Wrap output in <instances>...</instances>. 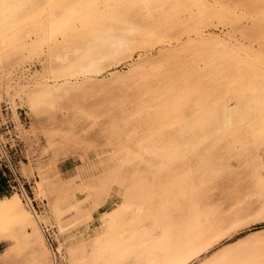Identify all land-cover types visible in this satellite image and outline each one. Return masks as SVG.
<instances>
[{"label": "bare ground", "instance_id": "1", "mask_svg": "<svg viewBox=\"0 0 264 264\" xmlns=\"http://www.w3.org/2000/svg\"><path fill=\"white\" fill-rule=\"evenodd\" d=\"M225 5L228 6V4H225ZM227 6H224V2L222 3L219 0H216L214 5H212V3L210 5L209 1H207V0H0V58L1 57L3 58V56L9 52V50H11V51L22 50V49L26 48L27 45L29 46V44L32 46V49H34V50L36 49V51H38V52L39 51H43V52L46 51L47 52V54H48L47 56H48L49 61H50V63H49V61H48V63L55 65V71L56 72L55 73L51 72L52 73L51 83H48L46 85L43 84V86H41V87L37 86V88L35 89V91H33V93H31V94L29 93L28 99H27L31 109H33V110L46 109V111H47L48 109L52 110L54 108V106H53L54 101H56V100L62 101L63 98H64L63 101H65L66 98L70 99V97L77 94L78 91H80V92L86 91V86L87 85L89 86L90 83L92 84L93 78H95V77L99 78V76L102 75L103 70H104L103 66L105 63L115 62L118 59L120 60L121 57H123V56H125V59L132 60L133 55L135 53V50L138 51L142 48L143 49L144 48L145 49L150 48V50L160 48V50H161L160 52H163L162 57L165 58V59L163 58V61L166 60L167 62H168V60H171L170 62H173L172 61L173 59L175 60L178 57L181 58L182 55L188 56L189 59L193 58V57H190V55H189L190 53L195 54V55H199L201 53L206 54V58L204 56H202V59H203V57L205 59L208 58V61L205 64H203V65H205V67L203 66L204 69H202V70H205V68H208V69H206V71L207 70L209 71V68H211V70H212V67H213V69L215 70L214 72L216 73V76H215L211 72L212 76H213L212 77V80L214 83L213 86L216 90L219 91V96L217 95L218 96L217 100L213 99L215 101L214 105H213V101H211L212 102L211 104L213 105V106L211 105V108L207 107L204 110L203 106H202V108L200 107L202 109L201 110L202 114L200 116H199V114H197V116L195 114L196 118L200 117L199 119L193 118L192 117L193 115H191L192 118H190V116H189L190 114L188 116L185 115V114H187L188 111L185 112L184 116H181L180 114L183 110L181 109L182 111H180L179 108L181 106H184L185 104L189 105V103L187 104V101H190V100H186L187 97H185V99H181V95L183 93V90H180V88L178 89V87L176 88L175 86H170V85L167 86V84H166L167 82H165L166 79L164 81L161 78L160 80H163L164 83L166 84V86H164L165 84L163 83V81L159 82V84L156 83L157 85H155L154 89H151V90L149 89L150 91L144 92V94L145 93L149 94V95L145 94L146 96H144V97H147V95L149 97V98H147V100H145V102H144V100L143 101L141 100L143 98H140V100L143 102V104H141L142 107L141 106H139V107L142 108L141 110L147 112L149 119L147 118L148 123H147V126L145 125L146 128L143 127L145 129V131L142 132V130L139 129L140 132H142V135H140L136 139V141H135L136 144H138V146L141 149L148 148V146H149V148H152L150 146L152 144L150 143V145L149 144L147 145V143L153 142V140L155 138L160 139V136L162 138L163 135H167L165 133H167L169 131H174V129L181 127L184 122H185L184 124H187L186 123L187 119H188V121L191 119H195L197 123H201V122L205 123L206 122V124L207 123L211 124V122L212 123L214 122L216 124V126L215 125L214 126L217 128H215L214 126L213 127L215 129H219L216 131L219 132L220 130H222V131H220V134L222 132H224L227 135L232 134L233 137L235 136L233 138L231 135L230 136L228 135V137H232L233 140L231 139V141H234L233 145L235 143V148H237V150H239L241 153L247 152L250 150L252 151L254 149H256V151H257V149L259 150V148L264 147V34L261 35V37H260L262 45L261 44L259 45V43H260L259 40H258L259 43H257L259 47L262 46L261 50H255L252 47V46H254V48H255V45H252L251 48H249V46H247V45L245 46V44L243 45L238 39H235L236 37L235 38L233 36L228 37V36H226V34H225V36H223V35H218L216 33L214 34L211 32L205 33L204 28L211 27L212 25L219 24L220 26L221 25L226 26V27L229 26L233 30L234 27L237 26V24L243 23L242 22L243 19H244L243 21H247L248 19L246 17H248V16L254 21V23H256L260 17V16L259 17L256 16L258 18L257 19L255 16H252V14L247 15L245 13L246 11L243 12L242 10H240V8L243 7L242 5L239 6L240 8L239 7H237V8L236 7H227ZM236 6H238V5H236ZM243 10H246V9L243 8ZM262 14H264V12ZM253 15H255V14H253ZM245 18L247 20H245ZM261 18L262 17H260V19ZM260 22H264V19L262 21L260 20ZM260 22L258 21V24ZM254 23H252V24L255 25ZM260 25H261V23H260ZM259 28L260 27L258 25V29H256V33H255V29H254V31H252V34L249 33V31H248L249 35L251 34V37H252V35H254V33L257 35V32H258L257 30H259ZM236 29H237V27H236ZM178 30L180 32H182L184 34V36L185 35L187 36V38H186L187 40L185 42H183L181 40L182 37L180 38V37L175 36V32ZM232 30H231V32H232ZM251 30H253V28L250 29V31ZM238 31H239V34H241L240 33L241 31L239 29H238ZM238 31H237V34H238ZM243 31H242V33H243ZM246 33H247V31H246ZM246 33H243V34H246ZM229 34H231L230 31H229ZM242 36H244V35H242ZM239 37L241 38V36H239ZM245 37L247 38V36H245ZM243 38L240 40H243ZM180 41H182V42H180ZM245 41H246V39H245ZM258 41L256 40V42H258ZM250 42H251V40H250ZM252 43L254 44L255 42L253 41ZM174 45H176V46H174ZM29 49H31V47ZM29 49H27V50H29ZM25 53H26V50H25ZM35 53L37 54V52H35ZM36 54H34L35 57H36ZM41 55L42 54H40V56ZM45 55H46V53H45ZM8 56H7V58H8ZM40 56H39V58H40ZM126 56H127V58H126ZM144 56H146V55H144ZM199 56H196V57H199ZM9 57H11V56H9ZM30 57H32V56H30ZM160 59H161V56H160ZM181 59L183 60V57ZM185 59H184V61L187 60V59L186 60ZM196 59H198V58H196ZM196 59L193 58L192 62L195 61ZM142 60H143V58H142ZM149 60L148 61L144 60L141 62L142 64L140 63L138 65H137V63H135L137 66L135 64H133L132 69H134L135 73L137 71L138 72L140 71V73H138L139 77L142 73L141 71H147L146 68L152 64V62H151L152 60L150 61L151 64L149 63ZM198 60H199L198 62L201 61L200 59H198ZM166 61H164L165 63L164 62L162 63V60H161V63L165 65L167 63ZM202 61H206V60L203 59ZM157 62L159 65L160 60H158ZM154 63H155V60H154L153 64ZM40 64H42V63H40ZM187 64H185V62H184L182 68L185 67L184 65L188 66ZM158 65L155 68L159 69ZM195 65L196 64H193V66H192L193 69H195V67L199 68V66L202 65V63H200L199 66L197 65L198 67ZM154 66H156V65H154ZM159 66H161V65H159ZM49 67H50V65H49ZM46 68H47V66H46ZM182 68H179V69H182ZM183 69H185V68H183ZM160 70H162V69L160 68ZM186 70H188V69H186ZM198 70H197L198 72L197 71H192V72L204 73V72L200 71V69H198ZM129 71H130V69H129ZM153 71L151 68L150 74H153L152 73ZM181 71H185V70H180V72ZM130 72H132V71H130ZM148 72H150V70ZM148 72H146V75L148 74ZM190 72H186V73H187V75H190V77H191L192 74ZM186 73H184V74H186ZM188 73H190V74H188ZM144 74H145V72H144ZM159 74L160 73H158V75ZM179 74H183V72L179 73ZM205 74H202V76L200 75L201 78L200 77L199 78L202 79L203 75H205ZM49 75L50 74H48V76ZM136 75H137V73H136ZM136 75L134 78H136ZM158 75H156V77H158V79H159ZM198 75L196 74V76H198ZM208 75H210V74H208ZM112 76L115 77L116 75L112 74L111 77ZM133 76L134 75L132 74L131 77H133ZM151 76L152 75H150V77ZM180 76H183V75H180ZM184 76L187 78L186 75H184ZM119 77L121 79V76H119ZM137 77H138V75H137ZM144 77L147 78L145 75H144ZM156 77H153V78L156 79ZM185 77H181V79L182 78L184 79ZM153 78H150V79H153ZM175 78H176V76H175ZM204 78H205V76H204ZM213 78H216V79H213ZM95 79H97V78H95ZM150 79H147L146 81L148 82V80H150ZM196 79H198V77H196ZM208 79H211V78H208ZM168 80H170V79L168 78ZM175 80H177V78L174 79V82H175ZM179 80H180V78H179ZM187 80H188L187 82L189 83V78H187ZM192 80H193V78L190 80V82ZM143 81H144V79H143ZM170 81H169V83H171V84L174 83V82H170ZM195 81L196 80H193L192 83H195ZM206 81H208V80H206ZM161 83L164 84L163 85L164 87L160 86V88L159 87L157 88V86H159ZM196 83H198V82H196ZM203 83H204V80L202 79L201 84H203ZM91 84H90V86H92ZM198 84H196L195 88L197 87ZM191 85H193V84H191ZM148 86H147V88H148ZM180 86H181V84H180ZM202 86H200V87L202 88ZM210 86H211V84H210ZM151 87H153V86H151ZM204 87H206V85ZM20 88H22V87H20ZM145 88H146V86H145ZM202 89L204 90V88H202ZM32 90L33 89H31L30 92H32ZM146 90L147 89H145V91ZM206 90H208V89H206ZM212 90L213 89L208 90V93H210V95L212 94L211 93ZM199 91H201V90H199ZM27 92H29V90ZM187 92H188V90H187ZM205 92H207V91H205ZM21 93H23V91H21ZM83 93H85V92H83ZM208 93H207V95H208ZM214 93H216V92H214ZM189 94H190V92H189ZM200 94H202V93H200ZM7 95H9V94H7ZM188 95H186V96H188ZM193 95H195V94H193ZM196 95H197V93H196ZM203 96H204V99H206L205 98L206 96L205 95H203ZM182 97H184V96H182ZM207 97L209 98L210 96H207ZM199 98L200 97H198V100H199ZM211 98H214V97H211ZM27 100H25V102ZM206 100H204L205 103H206ZM208 101H209V99H208ZM196 102H199V101H196ZM196 102H195L196 106H199V104L201 103L200 102L198 104ZM209 102H208V104L210 105ZM57 103H58V101H57ZM57 103H55V104H57ZM191 103H192V100H191ZM208 104L206 103L205 107ZM78 106H77V108L80 109L81 107L79 108ZM196 106L193 105V108H195ZM185 108H187V107H185ZM189 108H191V107H189ZM189 108H187V109H189ZM193 108H192V110L191 109L190 110L193 111L196 109V108L195 109H193ZM57 109H58V107H57ZM59 109H60V107H59ZM72 109L75 110L76 107L75 108L72 107ZM84 109H85L84 107L81 108L82 111ZM187 109H185V110H187ZM55 110H56V108L54 109L53 114H54ZM190 110H189V112H190ZM29 111H30V109H29ZM195 111H193V112H195ZM69 112H70V109H69ZM89 112H91V110ZM131 112H133V111H131ZM92 113H93V110H92ZM143 113H145V112H143ZM50 114H52V112H50ZM86 114H85V116L89 115V114L88 115H86ZM93 114L95 115V113H93ZM82 115H83V112H82ZM85 116H83V117H85ZM90 116H91V114H90ZM54 117H52L51 119H53ZM48 119H50V118H48ZM86 119H87V117H86ZM90 119L93 120L94 118L92 117ZM125 119H127V118H125ZM125 119L123 121H125ZM88 120H89V117H88ZM115 120H117V119H115ZM112 121H113V119H112ZM113 122H112V124H113ZM128 122H129V119H128ZM189 122H192V121H189ZM193 122H195V121H193ZM55 123L58 124L57 122H55ZM61 123L59 125H61ZM195 123H192L193 127H195ZM202 123H201V125H202ZM51 124H53V123H51ZM110 124H111V122H110ZM117 125L118 124H116V128H117ZM120 125H122V124L120 123ZM123 125H124V123H123ZM125 125H129V124L125 123ZM18 126H16V127H18ZM139 126H141V125H138V127ZM185 126H187L186 127L187 130H190L192 128L189 125H185ZM196 126H198V125L196 124ZM199 126H200V124H199ZM72 127H74V126H72ZM183 127H184V125H183ZM183 127H181V128H183ZM201 127H203V126H201ZM205 127H207V126H205ZM19 128H20V126H19ZM119 128H120V126H119ZM122 128L124 129V127H121L120 129H122ZM195 128L198 129L197 127H195ZM195 128H192V129L195 130ZM208 128H209V126H208ZM214 128H213V130L215 131ZM126 130H127V128H126ZM178 130H180V129H178ZM181 130L179 131L180 133L184 129L182 131ZM205 130L206 129L204 128V131ZM52 131H54V130L52 129ZM56 131H58V129ZM201 131H203V130H201ZM204 131H203V133H204ZM120 132L122 133V131H120ZM209 132H211V131H209ZM62 133H60L61 136H62ZM66 133H68V131ZM71 133L72 132H70V134ZM180 133H178V135ZM185 133L187 134L186 131H185ZM189 133L192 134V131ZM193 133H195V132H193ZM197 133H199V132H197ZM203 133H201V135H203ZM206 134H209L208 130H207ZM59 135H56V136L58 137ZM63 135H65V134H63ZM110 135H113V134H110ZM192 135H190V136H192ZM204 135H203V137H204ZM210 135L211 134H209V136ZM61 136H59V140L62 139ZM194 136L195 135H193L192 137H194ZM222 136H224V135H222ZM52 137H53V135H52ZM73 137L70 139V141H72ZM130 137H131V135H130ZM133 137H134V134H133ZM225 137L227 140V136H225ZM69 138H70V136H69ZM116 138L117 137H115V139ZM165 138H166V136H165ZM165 138H164V140H165ZM169 138H170V136H169ZM169 138L167 137L166 140ZM162 139L160 141H162ZM189 139H191V138L189 137ZM63 140H65V139L63 138ZM219 140L221 141L222 139L220 138ZM66 142H67V140L65 142L64 141L56 142L54 139H49L47 142V145L44 149L45 153H49L51 155L49 161L42 162L41 160H39V163L36 164V163H34L35 161L32 160L34 162H30L28 166H26L24 164L25 168L23 167L24 168L23 172H24L25 176L30 177L34 181L33 191H34V195H35V198H34L35 201H40L42 203L46 202V201L48 202V199L50 198L49 197L50 194H52V192L56 188V186L58 184V180H57L58 177L55 173V170H56L55 165L57 162V158L61 155V153L68 150L67 145L65 144ZM73 142L76 143L77 141H73ZM174 142H175V140H174ZM177 142H179V141H177ZM157 143H159V142H157ZM168 143H170V142H168ZM168 143H166V144H168ZM113 144L114 143H112V145ZM115 144H117V143H115ZM121 144H122V141H121ZM196 144H197V142H195V145ZM213 144L214 145H212V146H215V143H213ZM122 145L125 146V143ZM127 145H129V143ZM145 145H147V146L144 147ZM73 146L72 147L69 146L70 149L71 148L73 149ZM186 146H188V145H186ZM126 147H128V146H126ZM179 147L180 146L178 145L177 148L179 149ZM195 147L197 148V146H195ZM195 147L192 148L193 151L197 150ZM43 148H44V146H43ZM112 148H113V146H112ZM166 148L164 149L165 152L167 151ZM118 149H120V147ZM128 149H127V152H128ZM139 149H137V150H139ZM141 149L139 151H141ZM167 149H169V148H167ZM228 149H230V148L228 147ZM159 150H161V149L159 148ZM108 151H109V149H108ZM142 151H141V153L143 154L144 152H142ZM144 151L147 153L146 149ZM178 151H180V150H178ZM231 151L232 150L229 151L230 154L233 152V151L232 152ZM67 152L64 153L65 156H66ZM132 152H134L133 149H132ZM149 152H150V150H149ZM154 152H155V150H154ZM165 152L162 154L165 155ZM135 153L136 154L133 153L134 157H135V155L137 156V152H135ZM2 154H3V150L0 147V160H1ZM174 154H177V153L175 152ZM178 154H180V153H178ZM71 155L73 156V154H71ZM119 155H117V156H119ZM139 155H141V154H139ZM233 155H231V156L233 157ZM167 156H168V154H167ZM175 156L173 155V157H175ZM207 156L208 155L206 154V158H207ZM109 158H108V160H109ZM120 158H121V155H120ZM120 158L114 157V160L119 159L117 161L121 162L122 159H120ZM140 158L143 159L142 157H140ZM182 158L183 157H181L179 159H182ZM135 159H138V158H135ZM255 159L256 158H254V160ZM108 160H107V162H108ZM198 160H200V159H198ZM254 160H252V161H254ZM109 161L111 162V160H109ZM129 161H131V159ZM209 161L210 160H208V162H207L208 164H209ZM249 161L251 162V160H249ZM249 161H247V162H249ZM85 162L86 161H84V163ZM166 162H168V161H166ZM260 162H261L260 171H258L259 172L258 176L260 178L259 186H258V196L261 197V199L264 202V155L263 154L260 155ZM113 163H115V162H113ZM130 163H132V162H130ZM193 163H195V162H193ZM197 163H199V162L197 161ZM121 164H122V162H121ZM190 165H193V164H190ZM241 166H242V164H241ZM189 167L190 166L187 167L188 170H191ZM197 168H198V166L196 167V169ZM192 169L196 171L195 168H192ZM206 169L209 170L208 168H206ZM249 169H251V168H249ZM213 170H218V168L213 169ZM243 170H245V168ZM199 171H197L196 173H198ZM210 171H212V170H210ZM80 172H81L80 173L81 175L85 173V172L82 173V171H80ZM200 172H202V171H200ZM193 173H195V172H193ZM196 173L193 174L192 176H195ZM217 173L218 172L216 171L215 174H217ZM223 173H221L219 175H222ZM111 175L114 176L113 173ZM207 175L211 176V173H210V175L209 174H207ZM207 175H206V177H208ZM105 176H106V174H105ZM181 176H182V174H181ZM196 176H198V175H196ZM204 176H205V174H204ZM213 176H214V174H213ZM199 177H200V175L198 176V178ZM214 177H219V176H214ZM186 178H188V177H186ZM186 178H184V179L187 181L180 180L179 182L177 181L178 183L175 182V179L174 180L172 179L175 182L173 185L177 186V189L175 191H173V189H175V188L174 187L172 188L173 185L169 181V184L166 183L167 185H162L159 188V191L156 193H154L156 189L153 191L149 187H147L146 185L140 184L139 187L136 188V190L134 189L135 191L132 192L133 193L132 196H134L136 198L132 199L133 197L132 198L128 197L129 198V200H128L126 198L127 196L123 195L125 197V201L123 200V202H126V199H127V202H129V201L131 202L132 200H136V202H137L136 204L138 206L137 205H133V206H137V208L129 210V208H127V206L125 204H122L119 207H117V205H116V207L118 209H116L115 211H113L111 209L112 212L105 215L106 216L105 220H104L99 232H97V234L93 238H91L90 240H84L82 242L80 240L79 245H75V246L70 245L67 243V240L65 242H59L58 241L59 244H58V248H57V253L61 256V258L63 260V264H196V263H198L203 257L207 256L210 253V251L214 245V242L217 241L218 239L221 240L222 234H220L219 231L223 228L222 226H224L223 225L224 223L219 221V219H221V217H223V215L227 214L226 213L227 210L225 208H223L224 211H222V210H218V208L214 209L215 208L214 206H213L214 208H212L210 206L209 197H211L210 194H212V193L211 192H210V194L208 193L209 192V189H208L209 186L205 187L204 184H206V183L203 184L204 181L202 182V184L204 186L202 184H201L202 186H200L197 183H193L195 181H192V180L186 179ZM198 178L196 179V181H199ZM193 179H195V178H193ZM210 179H211V177H210ZM98 180H100V179H98ZM188 180H190L195 185H191L190 183H189L190 185H187L186 183L188 182ZM254 180H256V179H254ZM201 181L202 180L200 178V182ZM100 182H101V180H100ZM100 182H99V184H100ZM60 184L61 183L59 181V185ZM104 184H105V182H104ZM59 185H58V187H59ZM63 185H65V184H63ZM66 185H69V184L66 183ZM95 185L96 184H94V186ZM101 185H103V184L101 183ZM101 185L99 186L100 189H102ZM209 185H210V187L213 186L211 183V180L209 181ZM62 186H61V188H62ZM104 186H102V187H104ZM69 187H70V185H69ZM85 187H87V186H85ZM91 187L94 188L92 185H90V188ZM98 188H97V190H99ZM56 189L58 190V188H56ZM63 189H60V190H63ZM91 190H94V189H91ZM97 190L95 188L94 191L96 192ZM66 191H67V189H66ZM210 191H212V190L210 189ZM103 192L106 193L104 191V189L101 190L100 193L99 192L98 193H99V195H101V193H103ZM108 192H107V194H108ZM56 193H59V191H57ZM62 193H64V192H62ZM252 193H253V191H252ZM66 194L69 195V193H66ZM94 194L92 196H94ZM247 194H245V195H247ZM249 195H251V194L249 193ZM104 196H102V197H104ZM97 197H96V199H97ZM100 197H98V199L101 200ZM154 197L157 200H155ZM105 198H106V196H105ZM245 198H246V196H245ZM253 198H252V200H256V198L255 199H253ZM262 200H261V202H262ZM103 201L104 200L98 201V202L101 203ZM98 202H96V203L99 205ZM132 202L134 203V201H132ZM18 203H19V196L16 193H12L10 195V197H5L3 199H0V237H3L5 239V241L8 243V245L10 246L11 249L15 248L18 245V239L14 235L15 227H14V225L10 219V218H15V216L17 215L15 208H16V205ZM96 203H95V205H96ZM240 203L243 204V202H240ZM260 203L258 205H260ZM29 204H30V202H29ZM242 204H241V206H242ZM238 205H240V204L238 203ZM81 206H82V204H81ZM263 206H264V204H263ZM236 207H238L237 204H236ZM236 207H235V209H236ZM243 207H242V209H243ZM130 208H132V207H130ZM232 211L234 212V210H232ZM241 212H243V211H241ZM230 213H231V211L228 212L227 215H230ZM258 213H257V215H258ZM234 214L233 215L231 214V215L235 216L238 214L240 215L241 213L237 212V214H235V215ZM243 214H244V212H243ZM224 217L226 218V216H224ZM244 217H243L242 221L245 220ZM41 218L43 220L46 217H40V216H38V214H35L33 216L32 215H26L24 217L21 216L17 220V223L21 229H27V228L32 229L33 233L32 234L27 233V235L29 234L30 236L25 237V239L26 240L31 239V241L29 243H34L35 246L40 247V255L39 256L37 255L38 263L39 264H52L53 263L52 259L54 260V253L49 252L48 249H47L48 251L45 250V247L43 248L44 234H43L41 227H40V225H41L40 219ZM230 218L231 217L229 216V219ZM259 218H260V216H259ZM224 221H226V220H223V222ZM47 222H49V220ZM225 224L228 225V222ZM233 225L237 226V224H233ZM229 226H230V224H229ZM235 226H233V227H235ZM233 227H231V228H233ZM66 228H67L66 224H64V226H63V222L59 223L58 230L60 233H63L65 231L64 229H66ZM228 229L231 230L230 227ZM226 231H228V230L226 229ZM228 232H231V231H228ZM221 233H222V231H221ZM225 237H226V235H225ZM217 242H215V243H217ZM228 246H229V248L228 247L224 248V249L222 248L223 250H220V252L218 254H215V253H214L215 255L212 254L214 257L210 258V256H209V258H207L208 260L205 259L206 261L201 262V264H264V240L256 237V238L250 239L248 241H245L243 243L238 242V243H236V245L234 247H230V245H228ZM11 253H12V251H11ZM198 264H200V263H198Z\"/></svg>", "mask_w": 264, "mask_h": 264}, {"label": "rangeland", "instance_id": "2", "mask_svg": "<svg viewBox=\"0 0 264 264\" xmlns=\"http://www.w3.org/2000/svg\"><path fill=\"white\" fill-rule=\"evenodd\" d=\"M207 1H209L210 5H211V3H212V5H214L216 2V0H207ZM219 1L222 3L224 2V6H227L225 4H228L227 7H236L237 8L240 5H242L243 7H241V8L239 7L240 10H242L243 12L246 11L245 13L247 15L252 14V16H255V17L260 16L264 19V16H263L264 14H262L264 12V0H219ZM236 5H238V6H236ZM243 8H245L246 10H243ZM253 14H255V15H253ZM260 17H259V19L257 18L259 22H260V20L261 21L263 20L262 18L260 19ZM246 18H245V20H247V21H243L244 20L243 19L242 20L243 23L237 24V26H235L233 30L229 26H227L228 27L227 28L226 26H223V25L220 26L219 24H216V25H212L211 27L204 28L205 31L204 30L203 31L205 33L211 32V33H214V34L216 33L218 35H223V36H225V34H226V36H228V37L233 36L234 38L236 37L235 39H238L243 45L245 44V46L247 45V46H249V48H251L252 45H255V48H254V46H252L253 49L261 50L262 46L259 47L257 43H259V41H260L259 45L260 44L262 45L260 37H261V35L264 34L263 33L264 32V22H260L261 23V25H260V23L258 24V21L256 23H254V21L249 16ZM252 23H254L255 25H253ZM258 25L260 28H259V30H257L258 32L256 35L255 33H256V29H258ZM236 27H237V29H236ZM252 28H253V30L250 31V29H252ZM238 29L241 31L240 33L244 36L239 34ZM254 29H255V33L253 32L254 35H252V37H251L252 31H254ZM228 30L230 31L231 34H229ZM231 30H232V32L234 30L236 32L234 31L233 32L234 34H233L231 32ZM237 31H238V34H237ZM242 31H243V33H246V31H247V33L243 34ZM248 31H249V33H251L250 35H249ZM175 36L180 37V38L182 37L181 40L183 42H185L187 40L186 39L187 36L186 35L184 36V34L182 32H180L179 30L175 32ZM239 36H241V38ZM245 36H247V38ZM243 37L246 39L247 42L245 41V39ZM242 38H243V40H240ZM248 38L251 40V42ZM256 40L257 41L259 40V41L256 42ZM182 41H180V42H182ZM253 41L255 42L254 44L252 43ZM174 46H176V45H174ZM28 47L29 48L31 47V49H29ZM24 49L26 50V53H25ZM24 49L17 50V51L9 50V52L6 55H4L3 58L2 57L0 58V105L6 106V108H8L9 115H10V117L13 116V121L15 123L14 129L7 134L10 136L9 137L3 136L1 141L5 142V143L10 142V144L14 147V148L10 149V151L8 152V156H9V160L12 164V167H13L16 175H17V178H18V180H16V184L18 185V190H16L15 193L19 196V203L16 205V208H15L17 215L15 216V218H10L11 222L13 223V225L15 227L14 235L18 239V245L15 248L11 249L10 246L8 245V243L5 241V239L3 237H0V244H1L0 245V264H39L38 260H37V258H38L37 255L38 256L40 255V247L35 246L34 243H29L31 241V239L30 240L25 239V237L30 236L29 234L27 235V233L32 234L33 231L30 228L21 229L18 226L17 220L21 216H23V217L26 215H32L33 216L35 214H38V216H40V217H46L43 219L44 221L42 220V218L40 219V222H41L40 227H41L42 232H43V227H46L49 230H51V233L53 234V237L55 240L56 247H55V251H52L51 248L48 246L47 241H46V237L44 235V237H43V248L45 247V250L48 249L49 252L54 253V260L52 259V262H53L52 264H63V260H62L61 256L57 253V248H58V244H59L58 241L59 242H65L67 240V243L70 245H74V246L79 245L80 240H81V242L84 240H90L91 238H93L97 234V232H99V230H100V228H101V226L105 220V217H106L105 215L112 212V210L115 211L116 209H118L117 207L121 206L122 204H125L127 206V208H129V210L137 208L138 205L136 204L137 203L136 200H132V201H134V203H135L134 204L132 201L127 202V199L129 200L128 197H131V198L133 197L132 199L136 198V197L132 196V194H133L132 192L135 191L136 188H138L140 184L146 185L147 187H149L153 191L156 189L154 192V193H156L159 191V188L162 185L169 184V181L173 185L177 181L178 182L180 180L184 181L185 180L184 178H186V177H188L186 179H190L192 181H195L193 183H197L200 186H202L204 183H206V184L208 183L207 185L206 184H204V185H205V187L209 186L208 187V189H209L208 193L209 194H210V192L212 193V194H210L211 197H209V204L212 208L215 207L214 209L218 208V210H222V211H224L223 208H225L228 212L231 211L230 215H227L228 212L225 210L227 214L225 213L226 215H223V217L224 216H226V218L228 217L227 218L228 220L225 217H224L225 219L223 217H221V219H219V221L224 223L223 224L224 226H222L223 228L219 231V233L222 234L221 240L218 239L217 240L218 242L215 241L217 243L214 242V245H213L210 253L207 256L203 257L198 263L201 264V262L208 260L207 258H209V256H210V258L214 257L213 255L218 254L220 252V250H223L224 248H227V247L229 248L228 245H230V247H234L236 245V243H238V242L243 243L245 241H248V240L256 238V237L264 240V221H263L264 220V217H263L264 216L263 215L264 214L263 213L264 212L263 211L264 210V206H263L264 202L261 199V197L258 196V186H259V180H260V178L258 176L259 175L258 171H260V166H261L260 155L261 154L264 155V147L259 148V150L257 149V151H256V149H254L252 151L250 150L247 152H242L243 153L242 154L239 150H237V148H235V143L233 145L234 141H231V139L233 137L232 134H228L229 136L231 135L232 137H228V135L225 134L224 132H222L220 134V131H222V130H220L219 132L216 131L219 129H215L217 127H215L216 124L214 122L213 123L211 122V124L209 123L210 125L208 123H207L208 124L207 125L206 122L205 123L201 122L202 123V125H201V123H197L195 119L189 120L192 122H189L187 119L186 120L187 124H184L185 123L184 122L183 125L185 128L187 127L185 125H189L192 128L197 127L198 129L195 128V130H193L191 128L190 130H187V128L185 129L182 125L181 127H183V128L179 127V128L174 129V131H169V132L165 133L167 135L162 136V138L163 137L165 138V136H166V138L167 137L169 138V136H170V138L167 140L165 138L166 141L164 140V138L162 139L160 136V139L155 138L156 140L154 139L153 142L147 143V145L148 144L150 145V143L153 145V146L150 145L152 148H149V146H148V148H145L147 150V153L144 151L145 150L144 148L141 149L138 146V144H136V142H135L136 139L140 135H142V132L145 131L144 128H146L147 123H148V119H149L147 112L141 110L142 109L141 104H143L142 101L144 100V102H145V100H147V98H149L148 93H145L148 95H147V97H144V96H146L144 94V92H147V91H150L151 89H154L155 85L159 84V82H162L163 80L165 81V79H166L165 82H167L166 83L167 86H169V85L175 86L176 88L178 87V89L180 88V90H183V93L181 95V99H185V97H187L186 100H190V101H187V104L189 103V105L185 104L186 106L184 105V106H181L179 108L180 111L183 110L180 114L181 116H184L185 112L188 111L187 114H185V115L188 116L190 114L189 115L190 118H192V117L196 118L197 114H199V116L202 114L201 113L202 106L205 110L207 107L211 108V105H212L211 101H213V105H214V103H215L214 100H217V97L219 96V91L216 90L213 86L214 83L212 80V77H213L212 73H213V75L216 76V73L214 72L215 70L213 69V67H212L213 71L211 70V68H209V71L208 70L206 71V69H208V68H205V70H202L205 67V65H203V64H205L208 61V58L205 59L206 54L201 53V54H199L201 56L200 57L199 55H195V54L190 53L189 54L190 57H193L195 59L198 58L201 60L200 62H198L199 60L196 59L195 61L197 63L195 61L192 62L193 58L189 59L188 56L182 55L181 58L183 57V60L180 57L176 58L175 60L173 59L172 60L173 62H170L171 60H168L169 63L166 60H164L167 62L164 65V64H162L164 62L163 61L164 57H162L163 52H160L161 51L160 48L151 49V50H150V48H148V49L142 48V49H140L141 51L138 50L139 49L138 48L137 49L138 51L135 50V53L133 55L132 60L125 59V56H123V57H121L120 60L118 59L115 62L105 63L103 66L104 70H103L102 75L99 76V78L95 77L97 79L93 78L92 84L90 83L93 87L90 86V84H89V86L87 85L86 91H83L85 93H83L82 91L81 92L78 91L80 94L77 92V94H75L76 96L73 95L72 97H70V99L66 98L65 101H63L64 100V98H63L62 101H59V100L54 101V104H53L54 108L52 110L48 109L46 111V109H41L42 110L41 111V110H33L30 108V105H29L28 100H27L28 95H29V93L30 94L33 93V91H35L37 86L41 87V86H43V84L46 85L48 83H51L52 73L56 72L55 71V65L49 64L50 61H49V58L47 56L48 54L46 51H44V52L39 51L38 52V51H36V49L35 50L32 49V46L30 44H29V46L27 45L26 48H24ZM27 49H29V50H27ZM35 52H37V54ZM45 53H46V55H45ZM34 54H36V57ZM40 54H42V55L40 56ZM8 55L11 57H9ZM144 55H146V56H144ZM7 56H8V58H7ZM30 56H32V57L34 56V57L32 58ZM39 56H40V58H39ZM160 56H161V59H160ZM196 56H199L200 58L196 57ZM202 56L205 57V58L203 57V59L206 61H202L203 60ZM126 58H127V56H126ZM142 58H143V60H142ZM184 59L186 61H184ZM144 60H146V61L149 60V63L151 64V62H152V64L150 66H148L149 68L148 67L146 68L147 71H141L142 73H141L140 77L138 74V73H140V71L139 72L137 71L136 72L138 75V77H137L134 69H132L133 64L137 63V65H138ZM154 60H155V63L153 64ZM158 60H160L159 65H161L162 67L158 65V62H157ZM161 60H162V63H161ZM48 61H49V63H48ZM183 61L185 62V64L188 63L187 64L188 66L184 65L185 67H183V68H185V69L182 68L183 63H184ZM40 63H42L43 65ZM200 63H202V65L199 66ZM179 64L180 65L182 64V65L180 66ZM193 64H196L195 66L198 65L199 68L195 67V69H193V67H192ZM49 65L51 68L49 67ZM154 65H156V66H154ZM157 65H158L159 69L155 68V67H157ZM46 66H47V68H46ZM150 67L152 68V71L154 70L152 72L153 74H150L151 73ZM160 68L162 70H160ZM179 68H182V69H179ZM129 69L132 72H130ZM148 69L150 70V72H148L149 71ZM186 69H188V70H186ZM198 69H200V71H202L204 73L192 72V71H197ZM180 70H185L186 72H190L192 70L190 73L193 76L191 75V77L193 78V80H196L195 83L196 82L199 83V84L196 83V84H198L196 88H195L196 84L192 83L193 80L190 82V80L192 79L190 77V75H187V73L185 71L180 72ZM144 72H145V74H144ZM146 72H148L147 75H146ZM182 72H183V74H179ZM158 73H160V74L158 75ZM184 73H186V74H184ZM190 73H188V74H190ZM195 73L197 75L198 74L199 75L196 76ZM48 74H50V75L48 76ZM112 74L116 75L117 77L116 76L111 77ZM132 74L134 75L133 77H131ZM202 74H205V75H203V78H202L204 80L203 84H201L202 79H200L201 78L200 75L202 76ZM208 74H210V75H208ZM135 75H136V78H134ZM144 75L147 78H145ZM150 75H152L153 77H156V75H158L159 79H158V77H156V79L153 78L152 76L150 77ZM180 75H183V76H180ZM184 75H186L187 78H189V83L187 82L188 80ZM119 76H121V79ZM148 76L150 78H153L154 80L150 79ZM175 76L177 78V80H175L176 83L174 82V79H176ZM204 76L206 79L204 78ZM181 77H185L186 79L185 78L181 79ZM196 77H198V79H196ZM161 78L163 80H160ZM168 78L171 81L168 80ZM179 78L181 81L179 80ZM208 78H211V79H208ZM143 79L145 82L143 81ZM147 79H150V80H148V82H147L146 81ZM213 79H216V78H213ZM206 80H208V81H206ZM164 81H163V83H164ZM169 81L174 82V83H172L173 85L171 83H169ZM163 83H161L162 85L160 84L159 86H157V88L158 87L160 88V86H162V87L166 86V84L164 83L165 84L164 85ZM180 84H181V86H180ZM191 84H193V85H191ZM204 84L206 85L207 88L204 87L205 86ZM210 84H211V86H210ZM148 85L149 86L151 85L153 87H151V86L149 87ZM145 86H146V88H145ZM147 86H148V88H147ZM198 86L199 87L202 86V88H204V90L201 87H200L201 88L200 89ZM20 87H22V88H20ZM27 89L29 90V92H27L28 91ZM31 89H33L32 92H30ZM145 89H147V90L145 91ZM206 89H208V90L213 89L211 91L212 94L210 95V93H208V90H206ZM187 90H188V92H187ZM199 90H201V91H199ZM21 91H23V93H21ZM205 91H207V92H205ZM213 91L216 93H214ZM189 92H190V94H189ZM196 93H197V95H196ZM200 93L205 95L206 99L208 98L207 96H210L208 98L210 102L208 101V99L207 100L204 99V96ZM207 93H208V95H207ZM7 94H9V95H7ZM193 94H195V95H193ZM186 95H188V96H186ZM182 96H184V97H182ZM198 97H200L199 100H198ZM211 97H214V98H211ZM140 98H143V99H141L142 101L140 100ZM25 100H27V101L25 102ZM191 100H192L193 104L191 103ZM204 100H206L207 104L209 102L210 105L208 104L209 106L206 105V107H205L206 103L204 102ZM57 101H58V103H57ZM196 101H199V102H196ZM195 102L198 104L200 102L201 103L199 104V106H196ZM55 103H57V104H55ZM193 105L196 106L195 107L196 109L193 108ZM71 106L73 108L76 107V109L75 110L72 109ZM77 106L79 108L84 107L85 109L82 111L81 108L78 109ZM139 106H141V107H139ZM57 107H58V109H57ZM59 107H60V109H59ZM185 107H187V108L191 107V108L187 109ZM55 108H56V110L53 114V111ZM68 108L70 109V112H69ZM192 108L195 109L196 111L195 110H193L195 112L191 111ZM29 109H30V111H29ZM185 109H187V110H185ZM90 110H91V112H89ZM92 110H93V113H95V115L92 113ZM189 110L191 113L189 112ZM131 111H133L134 113ZM50 112H52L53 115L50 114ZM82 112H83V115H82ZM85 112L86 113L88 112V113L86 114ZM143 112H145V113H143ZM85 114L86 115L89 114V115L85 116ZM90 114H91V116H90ZM195 114H196V116H195ZM191 115H193V116L191 117ZM83 116H85V117H83ZM52 117H54V118L51 119ZM86 117H87V119H86ZM88 117H89L90 121L88 120ZM92 117L95 120L94 119L91 120L90 118H92ZM48 118H50V119H48ZM125 118H127V119H125ZM199 118L197 117L196 119H199ZM112 119L114 122L112 121ZM115 119H117V120H115ZM124 119H125V121H123ZM128 119H129L130 123L128 122ZM193 121H195L196 123ZM55 122H57L58 124H56ZM110 122H111V124H110ZM112 122H113V124H112ZM51 123H53L54 125ZM60 123H61V125H59ZM120 123L122 125H120ZM123 123H124V125H123ZM125 123L126 124L128 123L129 125H125ZM192 123H195V127H193ZM116 124H118L117 128H116ZM196 124L198 126H196ZM199 124H200V126H199ZM18 125L20 126V128ZM138 125H141V126L138 127ZM16 126H18V127H16ZM72 126H74V127H72ZM119 126H120V128L124 127V129L123 128L120 129ZM201 126H203L206 130L204 131V128ZM205 126H207V127H205ZM208 126H209V128H208ZM211 126L215 127V128L214 127L213 128L215 129L216 132L213 130V128ZM126 128H127V130H126ZM52 129L54 131H52ZM57 129H58V131H56ZM139 129L142 130V132H140ZM178 129H180V130L184 129L187 132V134L185 133L184 130L183 131L181 130L182 132L180 133L179 132L180 130H178ZM201 130H203L204 133ZM207 130H208V133L211 134L210 136H209V134H206ZM67 131L69 134L66 133ZM120 131H122V133ZM188 131L189 132L192 131V134L195 136L192 137L193 135L190 134ZM196 131L199 133H197ZM209 131H211V132H209ZM70 132H72L73 134L72 133L70 134ZM193 132H195V133H193ZM60 133H62V136ZM178 133H180V134L178 135ZM188 133L192 136H190ZM201 133H203V135L205 134L204 135L205 138L203 137V135H201ZM63 134H65V135H63ZM67 134L70 136V138ZM110 134H113V135H110ZM129 134L131 135V137ZM133 134H134V137H133ZM52 135H53V137H52ZM56 135L61 136L62 139L59 140V136L57 137ZM222 135H224V136H222ZM225 136H227V140H226ZM47 137L49 139H54L56 142H59V141L65 142L67 140V142L65 144L67 145V149H68L67 151L68 152L67 151L62 152L63 154L67 152V154H66L67 157L65 156V154L63 155L61 153V155L57 158V162L55 165V167H56L55 173L58 177L57 178L58 184H57L56 188H58V190L55 188L54 191L52 192V194H50V196H49L50 198L48 199V202L47 201L43 202L44 203L43 204L40 201H35V199H34L35 195H34V191H33L34 181L30 177L25 176L23 171H24L25 165L28 166L30 162L35 161L34 163L38 164L39 160H41L42 162L49 161L51 155L49 153L44 152V149H45L47 142L49 140ZM72 137H73V139H72V141H70V139ZM115 137H117V138L115 139ZM189 137L191 139H189ZM63 138L65 140H63ZM220 138L222 140L223 139L224 140L220 141L219 140ZM161 139H162V141H160ZM174 140H175V142H174ZM73 141H77V142L75 143ZM121 141H122V144L125 143V146L121 144ZM156 141L159 143H157ZM177 141H179V142H177ZM127 142L129 143V145H127L128 144ZM168 142H170L171 144ZM195 142H197L196 145H195ZM112 143H114V144L112 145ZM115 143H117V144H115ZM166 143H168L169 145ZM213 143H215V146H212V145H214ZM147 145H145L144 147H146ZM178 145L180 146L179 149L177 148ZM186 145H188V146H186ZM43 146H44V148H43ZM69 146L70 147L73 146V149L72 148L70 149ZM112 146H113V148H112ZM126 146H128V147H126ZM174 146L175 147L177 146V147L175 148ZM195 146H197V148ZM0 147H1V145H0ZM119 147H120V149H118ZM158 147L161 150H159ZM166 147L169 148L170 150L167 149ZM193 147H195L197 150L193 151V149H192ZM228 147L230 149H228ZM139 148L141 149V151L143 150L142 151V152H144L143 154L141 153V151H139L140 150ZM165 148L167 150L166 152L164 150ZM108 149H109V151H108ZM110 149L111 150L113 149L114 151L113 150L111 151ZM127 149H128V152H127ZM132 149L134 152H132ZM137 149H139V150H137ZM149 150H150V152H149ZM154 150H155V152H154ZM178 150H180V151H178ZM230 150L233 151V152L231 151L232 152L231 154L229 153ZM114 152L117 155L120 154L121 158H120V155L117 156ZM135 152H137V156L135 155V157H134V154H136ZM164 152H165V155L162 154ZM175 152L177 154H174ZM178 153H180V154H178ZM71 154H73V156ZM139 154H141V155H139ZM167 154H168V156H167ZM206 154L208 155L207 158H206ZM173 155L174 156L176 155V156L173 157ZM231 155H233V157ZM114 157H116V158L119 157L120 159H122L121 160L122 164L120 161H117L119 159L114 160ZM140 157H142L143 159H141ZM181 157H183V158L179 159ZM108 158H109V160H111V162L108 160ZM135 158H138V159H135ZM254 158H256L255 159L256 161L254 160ZM130 159H131V161H129ZM198 159H200V160H198ZM32 160H34V161H32ZM107 160H108V162H107ZM208 160H210L209 164L207 163ZM246 160L247 161L251 160L252 163L250 161L247 162ZM252 160H254V161H252ZM84 161H86V162L84 163ZM166 161H168V162H166ZM197 161L199 163H197ZM113 162H115V163H113ZM130 162H132V163H130ZM193 162H195V163H193ZM190 164H193V165H190ZM241 164H242V166H241ZM2 165H3L4 170L7 171V168L4 167V165H6V164L2 163ZM196 165L198 166L197 169H196V167H197ZM188 166H190L189 168L191 170H188V168H187ZM243 167L245 168V170H243L244 169ZM192 168H195L196 171L193 170ZM206 168H208L209 170H207ZM216 168H218V170H213ZM249 168H251V169H249ZM199 170L202 172H200ZM210 170H212V171H210ZM80 171H82V173H84V172L85 173L81 175ZM197 171H199V172L196 173ZM216 171L218 172L217 174H215ZM193 172H195L196 175H198V176L200 175V177L198 178V176H196V175L192 176L193 174H195ZM220 172L221 173L224 172V173L222 175H219V174H221ZM112 173L114 174V176L111 175ZM210 173H211V176H208L207 174L210 175ZM105 174H106V176H105ZM181 174H182V176H181ZM204 174H205V176H204ZM213 174H214V176H219V177H214ZM206 175L208 177H206ZM107 176L108 177L110 176V177L108 178ZM210 177H211V179H210ZM193 178H195V179H193ZM197 178L199 181H196ZM200 178L202 180L201 182H200ZM98 179H100L101 182ZM172 179L173 180L175 179V182ZM254 179H256V180H254ZM190 180H188V182L187 183L185 182V183L187 185H190V184L195 185ZM210 180H211V183L214 187L213 186L210 187V185H209ZM59 181L61 183L60 184L61 186L63 184H65L62 186V188L59 185ZM185 181H187V180H185ZM99 182H100V184H99ZM104 182H105V184H104ZM202 182H203V184H202ZM66 183L69 184L70 187H69V185H66ZM101 183L103 185H101ZM94 184H96L97 186L96 185L94 186ZM58 185H59V187H58ZM90 185H92L94 188H92V187L90 188ZM100 185H101L102 189H100V187H99ZM22 186L24 187L25 190L22 189V193H20L19 188H21ZM85 186H87V187H85ZM102 186H104L105 188ZM173 187L175 188V189H173V191H175L177 189V186L173 185L172 188ZM95 188H96V190H97V188L99 190H97L95 192L94 191ZM60 189H63L64 191L60 190ZM66 189H67V191H66ZM91 189H94V190H91ZM103 189L106 193L103 192V193H101V195L104 196L106 194L105 195L106 198H105V196L102 197L101 195H99V193ZM210 189L212 191H210ZM57 191H59V193H56ZM252 191H253V193H252ZM62 192H64V193H62ZM65 192L69 193V195L66 194ZM107 192H108V194H107ZM248 192L251 195H249ZM92 193L94 194V196H92L93 195ZM245 194H247V195H245ZM123 195L127 196L126 202H123V200L125 201V197ZM97 196L98 197L101 196L100 197L101 200L98 199ZM245 196H246V198H245ZM96 197H97V199H96ZM155 197H154V199H155ZM252 198L253 199L256 198V200H252ZM102 200H104V201L101 203L98 202V201H102ZM155 200H157V199H155ZM261 200H262V202H261ZM95 201L98 202L99 205ZM29 202H30V204H29ZM240 202H243V204ZM95 203H96V205H95ZM238 203L240 205H238ZM259 203H260V205H258ZM81 204H82V206H81ZM236 204L238 207H236ZM241 204H242V206H241ZM116 205H117V207H116ZM133 205H137V206H133ZM234 206L236 207V209ZM130 207H132V208H130ZM242 207H243V209H242ZM238 208L240 210L242 209L241 211H243L244 214ZM232 210H234V212ZM237 212H239L241 214L235 215V214H237ZM257 213H258V215H257ZM231 214L232 215L234 214L236 217L232 216ZM229 216L231 217L230 219H229ZM259 216H260V218H259ZM243 217L245 220L242 221ZM222 219L226 220V221L223 222ZM48 220H49V222H47ZM60 222H63V226H64V224L67 225V228L64 229L65 231L63 233H60L58 230V225ZM227 222H228V225L225 224ZM232 223L237 224V226L233 225ZM229 224H230V226H229ZM233 226H235V227H233ZM229 227L231 230L228 229ZM231 227H233V228H231ZM226 229L228 231H231V232L226 231ZM221 231H222V233H221ZM43 234H44V232H43ZM225 235H226V237H225ZM11 251H12V253H11ZM198 263H196V264H198Z\"/></svg>", "mask_w": 264, "mask_h": 264}, {"label": "built area", "instance_id": "3", "mask_svg": "<svg viewBox=\"0 0 264 264\" xmlns=\"http://www.w3.org/2000/svg\"><path fill=\"white\" fill-rule=\"evenodd\" d=\"M14 121H13V116L10 117L9 112H8V108H6V106H2L0 105V145L2 147L3 150V154L1 155V161L6 164V168L9 171L10 175L12 176V179H14L15 181L18 180L17 175L12 167V164L9 160V156H8V152L10 151V149L14 148L10 142H3L1 141L3 136L9 137L10 135H7L8 132L12 131L14 129ZM18 186V185H17ZM22 189H24V187L22 186L21 188H19V192L22 193ZM25 190V189H24ZM36 204V203H35ZM43 232L44 235L46 237V241L48 246L51 248L52 251H55V240L53 237V234L51 233V230H49L46 227H43Z\"/></svg>", "mask_w": 264, "mask_h": 264}, {"label": "crops", "instance_id": "4", "mask_svg": "<svg viewBox=\"0 0 264 264\" xmlns=\"http://www.w3.org/2000/svg\"><path fill=\"white\" fill-rule=\"evenodd\" d=\"M2 163L3 162L0 160V199L10 197L12 193L18 190L16 181L12 179L8 170H4ZM4 167L6 168L5 165Z\"/></svg>", "mask_w": 264, "mask_h": 264}]
</instances>
